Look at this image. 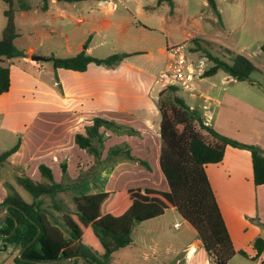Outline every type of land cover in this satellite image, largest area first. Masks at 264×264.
Listing matches in <instances>:
<instances>
[{"label": "crops", "instance_id": "0c3cea01", "mask_svg": "<svg viewBox=\"0 0 264 264\" xmlns=\"http://www.w3.org/2000/svg\"><path fill=\"white\" fill-rule=\"evenodd\" d=\"M50 1L55 0H47L45 9L41 8L43 1H40L39 5L33 4L29 10L17 11L15 22L18 14L25 17L31 10L50 15L49 20L52 21L73 18L68 10L58 6L57 2L51 4ZM97 1L102 2V8L105 11H112L113 7L109 0ZM106 4L109 5L108 8L105 7ZM5 22L6 20H4V26ZM116 23H118V34L132 42L134 40L132 34L135 32L132 30L131 21L127 19L125 23ZM98 24L100 28L107 29L111 22L103 19L99 20ZM4 26L0 28V37ZM34 26V35L41 37V40L46 37L52 40L53 37L61 38V44L58 45L60 42H56L55 46L45 52L46 56L69 57L82 51L94 56L89 46L86 47L87 49H82L78 45L73 50L70 42L71 35L68 31L58 33L57 26L49 24L45 25L46 30L42 27L38 28L36 24ZM60 26L62 27L63 24ZM134 29L136 32L137 29L142 30L141 39H148L143 31H156L144 26ZM19 31L18 29V34ZM186 33L189 36V33ZM193 36L194 33L190 37ZM159 44L160 40H156V48L151 51L149 60L145 62L139 59L141 50L129 49L126 52H119L128 55L114 66L92 63L82 72L57 68L59 71L54 72L55 77L40 78L50 88L49 97L45 94L47 99L44 100L43 106L20 108L31 106V104L25 105L17 101V97L11 101L10 71L9 90L0 96L4 97L3 101L8 107L14 106V108L0 111V115H21L27 122L23 133L10 147L18 144V148L7 158L9 164L17 168L15 176H26L34 181H40L38 167L44 164L51 169L55 182L64 184L68 190H72V186L83 181L81 183H86V191L91 194L124 188H153L167 191L168 185L159 166L162 146L159 134L160 113L158 106L152 102L151 94L154 72H159L164 66L161 63L165 52ZM24 52L26 57L34 54L31 51ZM157 63L160 64L158 68H156ZM39 67L36 68L38 73L43 69L41 65ZM18 68L24 71L22 65H18ZM87 73L95 74L94 81L91 83L83 79ZM140 83H148L144 96H129L122 99L116 93L127 84L131 87ZM237 83H243V81L225 76L219 88L195 94L197 96L195 107L193 105L189 107L197 108L204 123L217 132L239 143L259 146L264 153V111L257 109L263 123L251 124L248 115L250 111L256 109L251 108L246 90L237 86ZM259 87L264 93V87L262 85ZM176 92L177 90L175 94ZM195 95L188 94L187 97ZM21 96V99H24L23 95ZM157 97L158 94L156 99ZM90 102L95 103L89 104ZM95 117L128 126L133 130L128 133H114L101 127L100 131H104L105 141L98 165L94 157L74 141V136L77 133L84 134L86 126L91 125ZM12 131L15 133L16 129L13 127ZM201 132L208 140L212 139L206 132ZM253 134H258L262 140L252 139ZM117 147L123 152L128 151L135 159H128L121 152L110 155V158L106 160L108 150ZM63 164L67 174L65 181L61 180L64 175L61 168ZM94 165L100 168L99 171L96 174L87 172ZM204 169L236 251L228 264H247L245 261L251 264H264V247L258 253L253 245L256 238L264 239V184L253 183L251 152L246 148L226 145L222 160L217 163H207ZM87 179H91L93 184L86 181ZM95 181L99 185H95ZM0 191L4 196L7 194L3 188ZM169 210L180 215L175 209ZM167 211L159 217L137 224L142 228H136L135 225L131 232L132 244L112 253L107 264H209L210 257L201 239L185 219L182 218L183 226L179 223L178 227H174L176 221L171 225L169 222L167 225L157 222L159 218L163 220ZM143 223L147 224L142 225ZM2 244H4L3 240ZM10 246L13 247L12 250ZM1 251L3 253H0V264H17L14 258L19 249L15 245L6 244L3 249L0 248ZM240 251H243L245 255L240 254ZM73 259L83 261L80 257H72L36 264H60L62 260L72 261ZM83 262L77 264H85Z\"/></svg>", "mask_w": 264, "mask_h": 264}, {"label": "trees", "instance_id": "16d2710c", "mask_svg": "<svg viewBox=\"0 0 264 264\" xmlns=\"http://www.w3.org/2000/svg\"><path fill=\"white\" fill-rule=\"evenodd\" d=\"M2 1L6 6L3 10L6 22L0 37V94L7 92L10 87V70L2 63L26 55L15 45L19 35L15 22L16 12L33 7L31 2L25 0ZM42 1L41 8L45 9L47 0ZM207 4L218 13L215 0H207ZM194 41L200 47L196 39ZM213 43V46L217 44ZM218 45L219 49L229 54V61L218 58L204 47L206 57L213 64L204 69L201 76H210L222 70L238 81L248 80L249 74L256 70L254 64L243 55L234 54ZM261 49L264 52V45ZM127 55L114 53L97 58L82 51L74 56L51 55L49 58L55 69L82 72L92 63L114 66ZM175 91L174 87L168 86L161 89L157 97L162 144L159 166L168 190L124 188L74 195L67 186L55 182L49 167L40 164V181L26 176L15 178L16 184L32 196L30 202L21 197L14 187L5 184L11 194L2 202L5 215L0 223V239L5 245L13 244L19 251L22 250L19 256H15V263L36 264L82 256L87 264H107L112 253L132 244L131 232L136 224L159 217L166 210L175 209L195 229L210 257L209 264H228L236 251L204 167L207 163L221 161L226 145L246 148L251 152L253 183L260 185L264 184V153L259 146L239 143L206 125L198 109L187 106L176 96ZM101 127L114 133L133 131L128 126L95 117L92 124L86 126L84 134L77 133L74 136L75 143L91 154L97 165L105 141ZM201 131L212 139L208 140ZM17 148L18 144L0 153V168ZM121 152L128 159H135L119 147L110 148L105 159ZM61 168L64 174L65 165ZM99 169L95 166L91 173L96 174ZM64 191L68 192L70 203L61 200L60 194ZM253 245L260 253L264 239L256 238ZM239 253L245 255L243 251Z\"/></svg>", "mask_w": 264, "mask_h": 264}, {"label": "rangeland", "instance_id": "374dc122", "mask_svg": "<svg viewBox=\"0 0 264 264\" xmlns=\"http://www.w3.org/2000/svg\"><path fill=\"white\" fill-rule=\"evenodd\" d=\"M25 1L31 2L35 6L42 2V0ZM109 1L113 7L112 11H105L102 8V2H98L97 0L75 2L50 1L52 2L51 4L57 2L58 6L68 10L73 17L72 19L66 18L52 21L49 20L51 18L50 15L34 10L28 12L25 17H22L20 14L17 15L16 25L20 31L19 37L15 40V45L27 53L31 51L34 54L2 63L8 66L11 71V101H14V97H17V101H21L25 105L31 104V106H21L20 108L36 107L45 105L44 100L47 99L45 98V94L49 97L50 88L47 84L43 83L42 79L44 77H55L53 75L54 72L59 70L53 67L52 60L45 55V52L55 46L56 42H60L58 44L60 45L61 38L53 37L54 39L52 40L46 37L41 40V37L34 35L35 24L38 28H44V30H46L45 25L49 24L57 26L58 33H63L64 31L70 33V42L73 50L78 45L82 49L89 46L92 54L99 58L135 49L142 51L139 59L145 62L149 60L151 51L156 48V40H160L159 47L162 46L164 52L165 44L167 46H174L184 43L186 44V57L192 62L194 69L191 82L196 95L201 91L208 90L210 92L214 88H219L225 76L226 78H233L222 70L208 77L200 76L202 70L207 69L213 64L206 57L205 50H203L204 47L218 58L229 61V54L218 48V44H220L231 50L234 54L243 55L256 67V70L249 74V79L243 81V83H237V86L243 87L246 90L251 108L254 107L256 109L249 112L248 118L251 124L260 125L263 123L257 109L264 111V100H262L264 93L259 87L260 85L264 87V52L261 49V46L264 45V0H215L218 13L208 6L207 0H171V2L163 1L160 3H158V0ZM108 6V4L105 5L106 8ZM5 7L3 1L0 0V28L2 25L4 26L3 9ZM103 19L111 22V25L107 29L99 27L98 21ZM127 19L131 21L132 30L135 32L132 34L134 37L132 42L117 32L118 23L116 22L125 23ZM61 24H63L62 27L60 26ZM141 26L153 28L156 31H143L144 35L148 36V39H141L142 30L137 29L138 31L136 32L134 29ZM186 32L189 33V36H187ZM193 33L194 36L190 37ZM194 39L200 44V47ZM40 40L42 41L41 43ZM213 42L217 44L213 46ZM165 59L166 55L164 54L161 64L164 65ZM159 63H157L156 68L159 67ZM18 65H22L24 71L19 69ZM39 65L43 68L40 73L36 71V68H40ZM157 74L158 72H154V80ZM84 76L85 78L83 79L90 81V83L94 81V73H87ZM70 80L72 81L71 78ZM163 87V84L154 83L153 85L151 94L152 102L155 106L157 105L156 95ZM173 87L177 90V97L187 106L193 105L195 107L194 103L197 102L196 95L194 97H187L189 93L184 91L179 85ZM147 88L148 83H140L131 87H128L127 84L116 93L122 99H126L129 96L140 97L146 94ZM88 91L90 92V89ZM21 95H23L24 99H21ZM3 98V96H0V111L14 108V106L8 107L4 103ZM94 103L90 102L89 104ZM26 124L27 122H25L21 115H0V153L6 151L17 141L23 133L24 125ZM13 127L16 129L15 133L12 131ZM251 137L252 139H257V141L262 140V137L258 134H253ZM95 166L89 168L87 172L90 173ZM16 172L17 168L14 165H10L8 159L0 169V190L3 188L7 192L4 196L0 191V223L5 215V206L2 205V202L7 195L11 194L5 184L14 187L26 201L30 202L32 200V196L16 184ZM61 180H67L66 173L61 177ZM86 181L91 182V179H87ZM81 182L76 183L74 187L72 186L70 192L76 195L91 194V192L86 191V183ZM91 184L93 183L91 182ZM95 185L99 184L95 181ZM60 198L66 201V203H70L71 201L68 192L65 191L60 194ZM157 220V222H163L164 225H167L168 222L171 225L176 221L183 226L182 217L170 210L166 212L163 220L160 218ZM146 224L143 223L142 225ZM136 226V228H142L137 224ZM4 246L5 244H2V240L0 239V248L3 249ZM9 248L12 250L13 247L10 246ZM0 253H3V251ZM80 262L83 261H78L77 259H73L72 261L62 260L60 264H77ZM245 262L251 264L248 261Z\"/></svg>", "mask_w": 264, "mask_h": 264}, {"label": "built area", "instance_id": "2783aa9c", "mask_svg": "<svg viewBox=\"0 0 264 264\" xmlns=\"http://www.w3.org/2000/svg\"><path fill=\"white\" fill-rule=\"evenodd\" d=\"M185 49L186 44L184 43L165 47V63L158 72L154 83L163 84V88L179 85L183 90L193 96L195 93L191 78L194 74V69L192 62L186 57ZM178 226V222L174 223V227Z\"/></svg>", "mask_w": 264, "mask_h": 264}, {"label": "water", "instance_id": "95a60500", "mask_svg": "<svg viewBox=\"0 0 264 264\" xmlns=\"http://www.w3.org/2000/svg\"><path fill=\"white\" fill-rule=\"evenodd\" d=\"M1 226H2V225H0V228H1ZM21 251H22V250H20L19 253L17 254L18 256H19V254H20ZM80 258L84 260L85 264H87L86 261H85V259H84L82 256H80Z\"/></svg>", "mask_w": 264, "mask_h": 264}, {"label": "flooded vegetation", "instance_id": "af4514ba", "mask_svg": "<svg viewBox=\"0 0 264 264\" xmlns=\"http://www.w3.org/2000/svg\"><path fill=\"white\" fill-rule=\"evenodd\" d=\"M3 221V220H2ZM0 225H2V224H0Z\"/></svg>", "mask_w": 264, "mask_h": 264}]
</instances>
